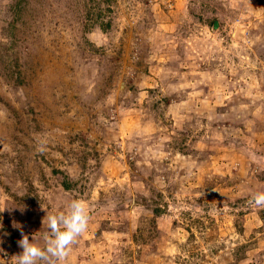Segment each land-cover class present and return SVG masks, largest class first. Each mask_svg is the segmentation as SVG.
<instances>
[{
    "label": "rangeland",
    "instance_id": "1",
    "mask_svg": "<svg viewBox=\"0 0 264 264\" xmlns=\"http://www.w3.org/2000/svg\"><path fill=\"white\" fill-rule=\"evenodd\" d=\"M258 193L264 0H0V264H264Z\"/></svg>",
    "mask_w": 264,
    "mask_h": 264
},
{
    "label": "clouds",
    "instance_id": "2",
    "mask_svg": "<svg viewBox=\"0 0 264 264\" xmlns=\"http://www.w3.org/2000/svg\"><path fill=\"white\" fill-rule=\"evenodd\" d=\"M250 203L264 206V193L256 194ZM46 217L49 232L43 236L44 246H38L34 238L30 240L24 235L18 241L23 251L16 255L17 264H37V261L63 264L71 251L70 246L86 231L89 222L86 203L79 199L71 202L67 212L61 211Z\"/></svg>",
    "mask_w": 264,
    "mask_h": 264
}]
</instances>
